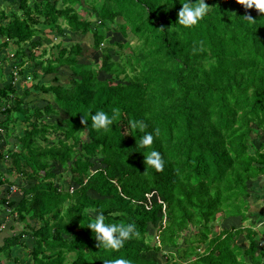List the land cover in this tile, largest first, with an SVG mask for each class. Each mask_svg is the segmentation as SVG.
<instances>
[{
  "label": "trees",
  "instance_id": "trees-1",
  "mask_svg": "<svg viewBox=\"0 0 264 264\" xmlns=\"http://www.w3.org/2000/svg\"><path fill=\"white\" fill-rule=\"evenodd\" d=\"M205 2L209 15L185 28L180 0H0V227L24 225L1 239L0 264H264L261 230L249 222L251 185L264 177V12ZM46 30L89 39L100 56L89 64L79 42H58L42 60ZM103 31L116 34L117 51L103 46ZM60 67L69 88L44 80L58 83ZM32 93L47 96L43 105ZM113 108L112 127H91V112ZM137 120L155 137L146 148ZM20 123L22 137H12ZM152 149L163 170L146 165ZM93 209L141 236L100 249L87 227ZM232 218L240 225L222 229Z\"/></svg>",
  "mask_w": 264,
  "mask_h": 264
},
{
  "label": "clouds",
  "instance_id": "clouds-1",
  "mask_svg": "<svg viewBox=\"0 0 264 264\" xmlns=\"http://www.w3.org/2000/svg\"><path fill=\"white\" fill-rule=\"evenodd\" d=\"M246 8L255 7L260 12H264V0H238ZM182 7L178 12L177 24L190 28L198 25L211 11V7L205 0H180ZM252 20L251 18H247ZM120 115L119 108L111 109V114L104 110H97L90 113L91 127L97 131H107L112 127L117 117ZM88 119L84 117V123L87 124ZM139 132L143 133V129L147 127L143 120H137L131 125ZM159 135V129H156V136ZM155 137L152 132L143 133L140 137V147L146 148L153 144ZM146 165L156 170H163L165 160L162 154L152 149L144 154ZM92 218L89 220L87 227L95 234V239L101 249L119 250L125 246L126 241L139 238L140 230L133 222H106V216L103 212H96L94 209ZM103 264H133L130 259L123 256L116 258L103 259Z\"/></svg>",
  "mask_w": 264,
  "mask_h": 264
},
{
  "label": "rangeland",
  "instance_id": "rangeland-1",
  "mask_svg": "<svg viewBox=\"0 0 264 264\" xmlns=\"http://www.w3.org/2000/svg\"><path fill=\"white\" fill-rule=\"evenodd\" d=\"M8 2H9V0H8ZM77 11H78V13H79L81 18L85 17V18L89 19L90 21H94L96 19L94 17L92 18V17L86 16L85 14L81 13L80 8H78ZM95 23H96V21H95ZM105 25L108 26L109 29H111V26L108 23H106ZM45 33L48 35L49 39H51L50 41L52 43L51 44L50 43H45V45L43 47H41V48L46 50V55H44V57L42 56V60L47 59V58L53 59L57 55L56 54V49H53L54 46H52L51 48H50V46L52 44H56L58 42L61 43V45L64 46V47H69V46L74 45V43L79 42L80 46H81V49H82V53H81L82 58H86L84 60V62H87L89 64L94 62V61H96L98 59V56H100V52L99 51H93L92 46H91V41L89 39L80 40L77 37H76V39H74L72 35H69L66 38L65 37L61 38V40H60L59 37L54 38L53 34L50 33L48 30H46ZM103 34L105 35V38H107V41L105 43H103V46L104 47L108 46V47L112 48L111 49V53L117 51L118 47L114 43V41L116 39V37H115L116 34L110 32V31H103ZM125 41H127L130 44V46H134L135 45V39H133L130 36H129V38H126ZM40 53L41 52H39V51L37 52V54H40ZM113 59L118 60L119 57L115 55V56H113ZM6 70H8V69H4V71H6ZM57 76H58V83H54V81L52 80V77L44 78V80H46V82H52V83H48V84L61 85V86L65 87V88H69L71 86L70 81H69L70 80V76H71V72L67 68L60 67L59 68V73L57 74ZM27 82H29L28 84H31L30 82H32V81L28 80ZM0 86H2V83H0ZM46 97L47 96H44V95H42L40 93H32V96L29 99H27V100L31 101V102L32 101L33 102H37L36 105L37 106H41V105H43L41 100H43ZM2 107H3V104L1 103L0 104V109H2ZM58 118H60V116ZM50 122H53L51 120V118H50ZM57 122H59V121H57ZM12 127H13L12 130H11L12 131V137H14V136L16 138L22 137L23 131L25 130L26 126L24 124L20 123L19 125L12 126ZM53 140H55V139L54 138H50V141H53ZM0 145H1V142H0ZM15 150H18V148H15ZM58 172H60V171H58ZM67 176L68 175H66L64 173L62 175V177L65 178L66 181H67V178H68ZM257 182H259V181H257ZM257 182H254L253 185H251V186H253L251 188H252V190L254 192L252 194V196L255 199L264 198V182L261 183L262 186L260 185L261 186L260 188L256 187L257 185L259 186V183H257ZM3 188L4 187H1L0 190L3 189ZM255 190H258V193ZM20 196H21L20 191H18V188L16 186H14L12 188L11 200L13 199V200L17 201ZM0 198H2V192L0 193ZM263 206L264 205H262V204L258 205L257 203H252L251 206H250V213L252 214L251 216L253 218L251 217L249 222L250 223L251 222L254 223V221L256 220L257 223L256 222L254 223V226H255L254 228L257 229V231L261 230V234L262 235H261V244H260V246H264V207ZM8 210L10 211L11 209H8ZM1 218H2V215L0 214V221L2 220ZM232 224H235V225L239 226L240 225V220L239 219H234V218H232L230 220H227V221H225L224 223L221 224V228L223 229V228L231 227ZM9 226H13V228L9 229ZM23 226H24L23 223L12 222L11 219H9V221L6 223V225L3 223L1 225V227H0V229L3 230V232L0 234V240L3 237H5L6 235L10 236L12 234L20 233L23 230ZM25 240H26V238H25ZM155 240L157 242L156 238H155ZM239 240H240V242H242L244 239L240 238ZM27 252H29V251H27V249H23L20 252L19 255L21 256L23 253H27ZM19 255H17V256H19ZM2 259H4V257ZM1 262H2L1 264H4V263L6 264L5 260H1Z\"/></svg>",
  "mask_w": 264,
  "mask_h": 264
},
{
  "label": "crops",
  "instance_id": "crops-1",
  "mask_svg": "<svg viewBox=\"0 0 264 264\" xmlns=\"http://www.w3.org/2000/svg\"><path fill=\"white\" fill-rule=\"evenodd\" d=\"M258 181H259V182H257V183H259V186L257 185L256 187H257V188H260V187L262 186L261 183L264 182V178L261 177V178L258 179ZM257 183H256V184H257ZM260 185H261V186H260ZM255 191L258 193V190H255ZM252 198H253V197H252ZM262 200H263V199H261V200H260V199H253V203H257L258 205H260V204L264 205V204H263L264 202H262ZM263 207H264V206H263ZM0 243H1V240H0Z\"/></svg>",
  "mask_w": 264,
  "mask_h": 264
}]
</instances>
